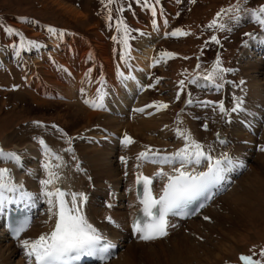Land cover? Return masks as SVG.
Instances as JSON below:
<instances>
[{"label": "bare ground", "instance_id": "bare-ground-1", "mask_svg": "<svg viewBox=\"0 0 264 264\" xmlns=\"http://www.w3.org/2000/svg\"><path fill=\"white\" fill-rule=\"evenodd\" d=\"M59 3L65 7V11L78 15L79 11L74 7L62 1ZM166 27V21L161 20L151 32L143 34L141 51L128 42L124 56L115 53L112 57L107 56L108 42L102 40L100 34L95 43L92 40L80 43L83 38L60 36L53 32L49 49L39 47L32 56L19 58L15 62L21 71L20 75L12 71L11 62L5 61V52L0 51V60L6 65L7 72L4 76L0 75V87L2 84L14 86L13 80L18 78L17 81L21 82L19 92L26 93L33 102L46 104L48 99L56 97L60 101L75 104L77 111L85 115L89 124L95 120L97 122L78 138L79 142H73L66 131H52L37 124L27 125L4 137L3 150L17 153L21 160L19 164L0 163V168H9L13 181L22 185L23 191L33 194V200L28 203L34 206L36 214L42 210L44 212L40 217H35L32 225L16 241L8 238L7 214L10 209L16 210L24 203L9 205L0 214L1 264H29L21 242L26 239L37 240L54 228L56 218L49 212L39 183L47 178L43 164L49 159L52 165H60L58 169H53L61 177L56 186L61 185L65 191L84 193L87 199L82 204V210L88 221L105 238L124 243V250L103 264H189L193 260L204 263L213 258L219 259L222 253L227 254L231 248L237 250L238 237L226 226L233 224L230 217L234 215L240 217L236 222L240 225L244 216L260 200L259 191L264 187V158H259L263 169L255 171L254 167L257 166H252V163L256 158L246 151L258 141H264V126L259 129L256 126L259 119L264 118V81L254 77L263 68L264 43L261 41L264 39L249 43L241 57L240 64L247 73L240 98L242 110L228 114V107L224 105L226 115H221L218 107L217 117H213L207 107H198V113L186 106L188 108L185 107L180 113L171 132L173 120L168 107L146 106L150 73L157 64H162L161 58L153 57L155 44L167 34ZM87 42L90 49H85ZM73 46H79L88 53L80 59H71L64 50ZM93 59L96 64L91 70L88 67ZM101 67L105 69L102 78L99 76ZM207 88L210 89V86ZM98 91L104 95L103 100L98 98ZM85 99L103 103L104 108L90 107ZM202 119L209 123L207 129L202 127ZM178 130L190 134L206 149L211 146L215 150L213 155L219 156L226 152L236 161L242 162L244 167L248 166L252 173H247L243 178L245 181L249 178V181L242 186L243 182L237 176L244 167L236 168L219 188L222 190L230 186V189L214 198L195 217L185 221L173 220L179 223V228L169 227L165 237L144 242L136 238L129 243V223L141 207L137 174L151 177L153 193L159 196L163 181L156 177V173L161 167L164 171H171L167 165L146 163L137 157L149 148L153 152L160 150V155H169L184 147L185 141L178 138ZM217 134L227 143L219 144ZM125 137H130L132 142L125 144ZM41 139L62 157L60 161L55 157H45L43 145L39 143ZM121 157H125L127 162H122ZM206 214L209 218L204 221L202 217ZM218 227L223 230L220 231ZM217 235H221L222 240H217L219 242L215 244V250H205L202 241L215 240ZM199 249L205 250L203 256L197 253Z\"/></svg>", "mask_w": 264, "mask_h": 264}, {"label": "rangeland", "instance_id": "rangeland-1", "mask_svg": "<svg viewBox=\"0 0 264 264\" xmlns=\"http://www.w3.org/2000/svg\"><path fill=\"white\" fill-rule=\"evenodd\" d=\"M59 1L77 9L79 11L78 15L65 11V7L61 6ZM153 1L157 2V0ZM159 3V6L163 10L174 16L173 28L175 32L180 30L183 33H187V35L172 36L170 35L172 32H169L156 47V52L154 48L153 57L155 58H161L155 53L160 54L163 52L165 55L168 53L172 55H166L168 61L161 68V71L158 72V75L161 77L150 79V85L148 84L150 90L146 106L150 107L153 105V107H156L160 105V107H163V105H167L168 108H166L172 113L173 127H170L171 132L179 119L180 113L185 110L186 106L199 113L198 107H203L197 103L199 101L215 102V104L207 106L213 117H217L218 112L216 109L221 103L223 105L228 104V114L232 113V108L235 106V102L237 103L236 98H241L243 95L245 80L247 78V73L240 64L243 51H245L246 45L249 43L264 39L260 38L264 36V29H261L258 24L251 22L246 13H241L245 18L241 20L239 25L231 24L230 19L232 14L227 10L239 4L250 11H258L264 0H175V2H172V0H159ZM141 10V3H137V0H112L111 4L108 3V0H0V45H6L9 41H46L50 33L48 29L52 28L60 33L71 34L67 37L76 36L83 38L84 40L80 39V43L88 40L93 41H90V44L91 42L95 43L100 34L103 36H101L102 40L108 42L107 56L112 57L116 51L123 49L124 45L120 41L123 39V26L127 25L130 29L129 41L134 45L139 43L138 46L133 47L141 51L143 38L141 33L147 31L149 24L153 22V16L149 17L147 15L143 17ZM109 12L111 13V19H109ZM217 13H220L219 18H217ZM138 17L143 19L142 26L140 21L136 19ZM214 19H217V28L209 29L208 25ZM220 23L228 25L232 30H219ZM7 28L16 29L20 35L8 34ZM152 28L149 32H151ZM56 33L59 34L58 32ZM244 33H255L258 39L253 40L244 36ZM59 35L66 36L63 34ZM213 35L218 37L219 44L211 42ZM90 44L87 42L85 49H90ZM50 47L47 48L49 49ZM6 50L8 58L14 59L15 57L9 54L8 49ZM65 52L77 58L84 57L88 53L81 47L66 50ZM34 53L35 51L20 57V59L32 56ZM124 53L125 48L122 53L116 52L120 56H124ZM218 58L221 62V67L232 70L225 75L223 84L226 87L221 88L223 90L226 89L224 90L225 92L218 91L212 93L219 89H214L210 86L211 90L205 88L210 91L208 92L201 87L189 83L193 77H200L202 81V77L212 71ZM1 62L0 67L2 68L3 64ZM262 62L263 68L260 69L259 75L256 74L254 77L256 76V79L264 81V57ZM95 64L96 62L93 59L88 68H93ZM197 65H200V67L197 68ZM156 66L160 65L157 64ZM101 68H99V71L102 74H99V76L102 78L105 69L102 68V70ZM13 72L19 74V71ZM0 73L1 76H4V72L0 71ZM230 78H233L234 81H230L232 80ZM17 80L18 78L14 80V86L2 84L3 87H0V148H3L2 143L5 136L27 125H43L52 131H59L61 129L68 133L73 142H79L78 138L97 123L95 120L90 125L85 115L77 111L75 104L60 101L56 97L48 99L46 104L33 102L26 93L19 92L20 89L18 88H21V82ZM181 80L185 81V87L182 96L180 95L177 99V92L180 91L179 82ZM1 81L5 82L4 80ZM242 81L243 83H241ZM189 93L193 100L192 105L187 103ZM204 120L202 119L201 123ZM255 120L257 121L258 119ZM256 126L258 129L260 126L263 127L264 118L259 119V123ZM259 143L262 144L260 145L261 151ZM246 151L250 152L249 154L253 158H256V161L252 163V166H257L254 167L256 168L255 171L262 170L263 163L259 158H264V155H260L264 153V141H258V143L251 145ZM112 158L114 160L115 156L113 155ZM250 171L248 166L244 167L237 176V179L241 178L240 180L243 182L242 186H245L249 181V178L245 181L243 176H246L247 173L251 175L252 171ZM229 189L230 187L227 190ZM261 189L262 191H259L260 200L247 213L248 215L244 216L245 218L240 222V225H237L240 217L236 218L234 215L230 217L233 219V224L229 223L226 226L238 237L237 250L231 248L227 254L222 253L219 259L213 258L211 261H204V263L193 260L189 264H208V261L209 264L210 262L211 264H244L240 259L241 256H252L253 259L264 260V257L260 256L261 251L264 250V187ZM112 190L116 191V188L112 187ZM241 190L239 189L238 192ZM37 216L40 217V213ZM205 217L209 218V215H204L202 220H208ZM218 229L220 231L223 230L221 227H218ZM219 239L222 240L221 235H217L215 240L204 239L202 241L203 248L205 250L208 248L215 250V244L219 242L217 241ZM205 250L199 249L197 253L203 256Z\"/></svg>", "mask_w": 264, "mask_h": 264}, {"label": "snow or ice", "instance_id": "snow-or-ice-1", "mask_svg": "<svg viewBox=\"0 0 264 264\" xmlns=\"http://www.w3.org/2000/svg\"><path fill=\"white\" fill-rule=\"evenodd\" d=\"M158 2V0H157ZM111 4L112 0H108ZM137 3L147 5L148 0H137ZM122 10V9H118ZM231 13L230 23L239 25L245 17L241 13H246L251 22L258 24L261 29H264V6H261L258 11H250L237 4L227 10ZM153 17L156 16V10L151 9ZM220 13H217L219 18ZM109 19L111 13L109 12ZM122 23V22H121ZM155 23V21H153ZM209 29L217 28V19H214L209 25ZM219 30L231 31V27L224 23L219 24ZM8 34L20 35L14 28H7ZM51 33L54 30L49 28ZM130 29L127 25L123 26V39L120 41L128 48ZM143 35V33H141ZM172 36L187 35L180 30L170 33ZM244 36L253 40L258 39L255 33H244ZM134 38V37H133ZM115 39V38H114ZM211 42L219 44L217 36L211 37ZM264 43V41H261ZM34 47L35 42L28 40L27 45L24 42L20 43V48ZM247 46V45H246ZM19 55V52H17ZM166 55H172L170 53ZM127 63V60L125 61ZM219 58L216 60L213 69L210 73L202 78L193 77L189 83L201 88L211 86L214 89L223 88L225 75L232 71L220 66ZM200 65H197L199 68ZM123 75V74H122ZM127 79H134L128 77ZM243 83V81L241 82ZM180 91L177 92V99L181 95L185 87V81L179 82ZM82 94L84 90L82 89ZM97 96L100 100L104 99V95L98 91ZM237 103L232 108V112L242 110L240 98H236ZM85 103L95 109H103V103L90 101L85 99ZM189 105L193 104L191 94L187 101ZM203 107L209 104H215L210 101L197 102ZM167 107V105H163ZM221 115H226L227 110L221 103L218 105ZM39 123V122H37ZM205 129L207 125H204ZM218 143L223 145L227 141L219 138ZM178 138H183L185 141L184 147L169 155H160V150L153 152L150 148L147 151L141 152L137 157L138 160H143L146 163L167 165L171 171H164L163 168L156 173V177L163 181V187L159 196L153 193L151 185L153 179L147 175L137 174L136 183L140 188L138 195L140 196V214L132 224L133 230L140 235V238L145 241H150L162 238L168 235L169 216L185 215L189 205L197 201L201 197L210 198L215 195L226 181L228 174L236 168L244 167L242 162L236 161L228 153L223 152L219 156L213 155L215 151L211 146L207 149L205 146L194 139L190 134H185L178 130ZM130 137H125L124 143H131ZM43 145L45 157H55L60 161L57 153L41 139L39 141ZM21 157L15 152H6L0 148V163L15 162L20 163ZM121 161L126 163V158L121 157ZM140 167L139 164L136 165ZM59 164L52 165L51 160H47L43 164V169L47 173V178L42 179L39 183L42 185V194L49 205V212L56 218L53 230L49 234L41 235L37 240H23L21 246L25 249L26 256L29 258V264H77L83 258H96L101 261L107 259V254L114 245L107 241L106 238L88 221L82 210V204L87 197L84 193L70 192L57 187L61 179L58 171ZM70 197V199H68ZM33 200V194L22 190V185H18L13 181L11 170L9 168H0V214H3L9 205L17 203H28ZM205 219H208L205 217ZM19 231H24L23 228ZM18 235V233H17ZM264 257V250L260 253ZM240 259L244 264H264L262 259H253L252 256H241Z\"/></svg>", "mask_w": 264, "mask_h": 264}, {"label": "water", "instance_id": "water-1", "mask_svg": "<svg viewBox=\"0 0 264 264\" xmlns=\"http://www.w3.org/2000/svg\"><path fill=\"white\" fill-rule=\"evenodd\" d=\"M261 6H264V3H263ZM204 125H207V123H204ZM60 188H61V187H60Z\"/></svg>", "mask_w": 264, "mask_h": 264}]
</instances>
